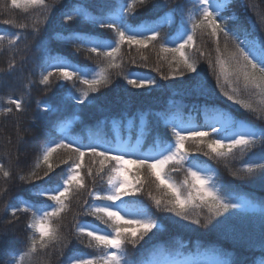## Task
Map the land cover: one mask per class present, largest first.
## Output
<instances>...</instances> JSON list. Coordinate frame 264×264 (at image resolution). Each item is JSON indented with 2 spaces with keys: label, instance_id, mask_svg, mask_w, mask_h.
Instances as JSON below:
<instances>
[{
  "label": "snow or ice",
  "instance_id": "obj_1",
  "mask_svg": "<svg viewBox=\"0 0 264 264\" xmlns=\"http://www.w3.org/2000/svg\"><path fill=\"white\" fill-rule=\"evenodd\" d=\"M191 2V8L185 9L183 5H178L176 10L162 17L165 23L173 25V32L167 35H162V23H135L138 7L146 6L147 0L107 3L104 5L107 12L98 15H92L79 6L71 7L63 15L65 23H87L95 35L73 34L70 42L75 45L77 53L95 56L102 63L95 68L81 66L69 62L64 56L52 55L51 50L45 49V58L38 65L39 79L30 81L29 85L38 83L45 92L53 86H61V82L71 84L74 88L77 84L82 85L70 99L77 105H87L95 99L91 94L100 92L111 83L113 70H118L117 75L131 88L151 89L159 86L155 78L123 72L121 57L124 46L129 50L135 48L145 66L148 57L143 50L156 52L158 60L167 62L170 68V72L162 75L161 79H175L185 74L198 76V55L207 60L209 69L214 73L215 87L228 101L254 114L257 119L264 120V38L251 37L245 30L241 39L236 30L229 28L221 15L226 7L224 0ZM160 7L159 4L154 5L152 11ZM16 10L23 13L41 10L47 16L54 8L47 0H0V13L8 15L0 23L27 29L29 26L26 23H18L13 18L12 14ZM260 19L264 23V15ZM38 23L32 25L34 33L40 31ZM99 30H107L111 36L100 38L102 33ZM198 36L208 38L214 57L212 52L206 53L198 45ZM21 39L19 33L0 34V51L5 40L12 48ZM131 63L135 64V59ZM15 69L16 62L13 59L8 64L7 72L12 73ZM155 71L159 72L160 68L156 67ZM196 76L191 77L192 87L196 86ZM242 93L247 98H242ZM4 104L7 106H0V117L22 115L27 110L23 97L9 95ZM36 108L33 119L43 124L46 138L37 146L31 164H25L27 170L13 172V167L21 168V157L26 156L21 145L25 139L23 133L28 129H21L19 123L14 136L6 134L4 137V157L8 159L9 165L6 166L4 158L0 157V179L5 184L13 180L30 184L32 187L29 191L37 198L31 200L17 196L14 203L5 204L2 209L0 246L4 244V237L15 234V226L21 217L26 218L24 231L27 235L22 241L23 248L12 250L13 255L8 264H37V257L48 255L50 260L53 252L58 257L57 264H134L127 259L126 246L135 248L146 237L151 239L163 227L152 209L139 199L148 183L160 193L158 196L151 191L147 193L156 212H169L179 220L190 221L204 228L209 225L212 228H235L233 218H246L247 213L259 211L261 256L259 261L253 260V264H264V201L258 203L229 186L217 184L214 174H209L210 169L199 167L191 158L193 151L201 152L227 165L237 156L243 158L251 153L248 160L241 159V167L231 174L239 180H259L264 184V127L239 120L229 112L206 104L203 125L185 127L183 122H172L168 125L172 139H157L154 141V150L144 152L142 140L144 132L151 135L150 124L135 138L133 144L131 140L118 136L108 138L103 130L106 122L97 121L88 130L89 142L84 144L68 130L70 122L54 125L59 127L58 136L48 130L49 117L59 111V106L54 108L48 101H37ZM112 123L115 128L116 121ZM255 149L260 150L259 154ZM86 157L92 166L85 163ZM61 165L66 168L57 180L55 174ZM93 166H96L95 172ZM169 169L182 171L183 180L179 183L174 180ZM96 178L104 181L107 188L89 189L86 180L91 179L95 183ZM9 191L5 187L0 190V196L7 195ZM81 192L87 193L90 202L88 199L83 201L80 215L92 217L94 222L80 221L74 216L72 228L65 234L62 231L63 217L69 211L74 195ZM72 240L93 249L94 254L69 249ZM65 250H69L67 254ZM139 264L161 262L145 258ZM212 264L236 262L221 259Z\"/></svg>",
  "mask_w": 264,
  "mask_h": 264
},
{
  "label": "trees",
  "instance_id": "obj_2",
  "mask_svg": "<svg viewBox=\"0 0 264 264\" xmlns=\"http://www.w3.org/2000/svg\"><path fill=\"white\" fill-rule=\"evenodd\" d=\"M117 2V0H47L54 10L49 15H44L41 10H33L30 13H23L16 10L12 16L18 23H26L27 29H18L11 25L0 23V34L19 33L22 39L16 46L9 48L7 40L2 45L0 51V106H7L4 100L9 96L16 98L23 97L26 101L27 110L25 113L15 114L8 117H0V157L4 158L6 166L9 161L4 157V137L6 134L14 136L15 127L19 123L21 129H28L24 132V142L21 149L26 153L22 156L21 168L13 167V172L26 171L25 164H31L35 158L36 148L45 141V130L39 120H34L37 112V101H48L54 108L59 106V111L50 115L48 130L53 135H60L58 125L60 122H70L69 131L73 137H79L81 142L87 144L88 130L96 125L97 121L106 122L103 130L107 137L112 139L116 135L135 142V138L141 135L143 130L150 124L151 135L144 132L142 140L143 151L154 150V141L157 139H172L171 131L168 125L172 122L192 125H203L205 123L204 106L210 105L217 109L231 113L235 118L246 121L257 127H264V120L257 119L254 114L247 113L239 106L234 105L222 95L219 88L215 87V77L209 69L207 60L200 58L198 55V72L196 74H185L183 77L177 76L175 79H161L162 75H167L170 68L165 61H159L156 52L151 49L143 50L144 55L148 57L147 66L140 59V53L135 48L129 50L127 46L122 49L123 72H132L138 76L146 78H155L158 87L151 89H134L126 85L121 76L117 75L118 70L111 73V83L102 88L100 92L91 94L95 99L87 105H77L74 100L70 99L72 94L82 88L77 84L72 87L71 84L53 86L50 91L45 92L43 86L38 83L29 85L30 81H38L39 67L45 58V49L51 50L52 55H61L66 57L69 62L77 63L81 66L95 68L102 61L87 53L76 52V47L70 42L73 34L76 35H95L89 30L87 23L76 22L66 24L63 20L64 13L68 12L71 7L79 6L92 15H98L101 12H107L104 7L107 3ZM161 5L160 8L152 11L154 5ZM178 5H183L185 9L192 7L191 0H147L146 6H140L137 9V20L135 23H153L164 24L162 35L173 32V25L164 22L162 17L165 14L172 13ZM230 5L236 10L235 19H225L229 28H232L240 34L243 39V33L246 30L251 37L264 38V23L261 22L260 16L264 15V0H231ZM185 19L187 12H184ZM8 18L5 13H0V20ZM34 22H39L40 28L38 33L32 31ZM178 23V20H177ZM73 30H76L75 33ZM104 36H111L107 30H99ZM23 37H26L23 38ZM198 45L206 53H215L211 42L207 37L197 38ZM15 60L16 69L8 73V64ZM135 59L136 63H131ZM159 67L160 71H155ZM192 76H196L195 87H192ZM242 98H247L242 93ZM143 117V119H142ZM116 121V127H113V121ZM131 121V123H130ZM34 137L36 139H34ZM15 152V149L12 150ZM259 154V149L254 150ZM248 154L243 158L237 156L235 160L227 163L201 152L193 151L191 158L200 166H206L210 169L209 174H214V180L222 186H229L235 189L240 195L253 199L256 202L264 201V184L259 180H239L232 176L233 171L241 167V159L248 160ZM85 163L89 166L91 161L86 157ZM93 166V171L95 172ZM135 168L134 165H129ZM66 166L61 165L57 169L55 178L58 180L60 174ZM170 176L178 183L183 180L184 173L176 172L169 169ZM131 175V174H129ZM39 183V182H37ZM89 189L102 190L107 188V184L96 178L95 183L87 179ZM8 187L10 191L7 195L0 196V215L5 204L15 202L17 196L24 199L36 200L29 189L30 184H22L18 180L10 181L5 184L0 179V190ZM151 191L153 195H160L155 187L148 183L144 186V193L139 197L144 204L148 205L156 218L161 221L163 227L151 239L145 238L135 248L131 245L126 246L127 259L134 264L145 258H160L166 255H188L201 251L213 252L223 259H231L236 264H253V260L259 261L261 256L260 250V221L259 213L249 212L246 218H233L236 227H216L208 228L191 224L190 221L179 220L174 214L159 211L156 212L152 202L148 199L147 193ZM43 199V198H41ZM90 198L86 192L74 195L69 211L63 217L64 228L62 231L68 234L73 225V217L80 221L94 222V218L80 215L83 201ZM178 221V222H177ZM26 218L21 217L15 226V234H9L4 237V244L0 246V264H8L12 250L23 248L24 239L27 233L24 231ZM99 224L98 221H95ZM103 228V225H99ZM2 230V228H0ZM151 236V234H149ZM71 238V237H70ZM69 249H75L83 253H93V249L85 247L84 244L72 240ZM69 250H65L66 254ZM58 257L53 252L51 259L48 255L37 257V264H57Z\"/></svg>",
  "mask_w": 264,
  "mask_h": 264
},
{
  "label": "rangeland",
  "instance_id": "obj_3",
  "mask_svg": "<svg viewBox=\"0 0 264 264\" xmlns=\"http://www.w3.org/2000/svg\"><path fill=\"white\" fill-rule=\"evenodd\" d=\"M226 4L225 9L221 12V15L224 17V19H229L232 17H236V10L230 5L231 0H225L224 1ZM189 125L185 126L188 127ZM120 137V135H116V137ZM122 138V137H120ZM123 139V138H122ZM124 140H126V138H124ZM135 143V142H134ZM133 143V144H134ZM153 150H149V151H145V152H150ZM201 168H206L208 169L206 166H200ZM257 213H259V211H255ZM155 260H158L161 262V264H166V262H172V261H176L179 262V264H192V262H198V264H212V262L216 261V260H221L223 259L222 257H220L219 255L210 252V251H201L195 254H188V255H166L160 258H152Z\"/></svg>",
  "mask_w": 264,
  "mask_h": 264
},
{
  "label": "bare ground",
  "instance_id": "obj_4",
  "mask_svg": "<svg viewBox=\"0 0 264 264\" xmlns=\"http://www.w3.org/2000/svg\"><path fill=\"white\" fill-rule=\"evenodd\" d=\"M225 1V0H224Z\"/></svg>",
  "mask_w": 264,
  "mask_h": 264
}]
</instances>
